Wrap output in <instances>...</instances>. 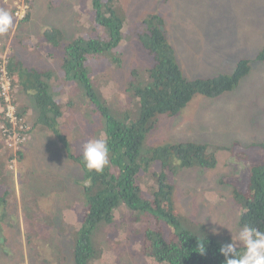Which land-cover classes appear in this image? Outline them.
<instances>
[{
  "label": "trees",
  "instance_id": "1",
  "mask_svg": "<svg viewBox=\"0 0 264 264\" xmlns=\"http://www.w3.org/2000/svg\"><path fill=\"white\" fill-rule=\"evenodd\" d=\"M36 1H24L27 12L22 19L13 13L15 6L10 9L12 24L28 27L26 34L19 38V43L28 41V36L36 30L33 24L35 18L31 17ZM45 1L46 7L59 5V0ZM86 1L104 35L96 37L90 33V36H82L81 33L61 42V30L53 28L55 33L50 35L49 30L38 26L36 41L48 45L51 48L49 52L40 45L32 49V44L25 41L22 43L21 60L9 59L5 63L0 57V88L3 82L6 83L2 66L11 84L7 91L10 99L5 100V93L0 92L4 109L0 113V132L7 136L15 124L18 138L14 150L0 143V149L2 145L6 147L5 153L0 156V206L17 201L14 187H5L8 178L13 184L12 174L7 175L5 170L6 164L13 158L23 170L19 184L22 186L27 182L32 191L30 207L25 197H21L25 204L22 206L25 208L21 209V219L24 220L18 224L19 227L22 224L25 242L29 245L27 259L22 258L23 264H46L45 260L40 261L41 255H46L43 253L45 231L40 227V221H43L41 203L50 178H54L53 174H44L43 170L38 173L41 180L25 172L27 154L18 147L32 140L30 133L34 137L51 138L43 140L42 145L51 151L63 150L78 168L75 189L79 187L81 209L76 212V218L72 216L75 225L74 264H224L225 257L219 249L221 245L232 242V238L222 241L219 234L213 233L207 225L184 215L174 199L178 189L172 185L166 172L168 168L176 170L171 164L174 159H178L182 167L212 168L216 161L215 152L203 143L193 142L167 143L155 147L153 151L145 150L144 139L159 116L175 115L195 95L215 96L236 87L249 72L248 61L239 60L230 73L188 79L177 63L174 48L166 34L171 25L166 7L179 0H155L159 10L144 15L142 19H135L136 39L147 52L151 64L143 68L144 73L137 68L131 70L126 88L127 93H131L124 103H117L109 97L111 93L105 94L109 90V80L103 78L99 65L105 62L104 70L105 66L129 67L124 58L128 54L126 49L118 46L130 24L126 20L130 12L124 7L123 0H80V3L85 4ZM245 1L253 3V0ZM78 20L84 25L81 18ZM30 23L33 29H29ZM75 24L78 25V21ZM45 32L49 34H43ZM56 45L58 48H55ZM54 51V58L59 61L54 70L33 65L32 54L34 57L46 53L53 55ZM10 54L14 56L16 53L12 49ZM94 58H100V64L92 61ZM257 58L264 61V47ZM17 85L24 86L28 95H23V98L26 99L15 96L13 90ZM128 101L139 108L137 118L131 121L118 117L113 110L116 103L123 113ZM8 105L13 108L12 118L5 114ZM101 135L108 142L110 163L97 173L85 167L82 154L83 146ZM28 163L35 164L36 161L29 160ZM57 173L55 180H62ZM247 174L246 190L242 191L236 185L232 190L235 200L243 208L240 224L264 231V162L250 169L248 167ZM60 184L56 182L54 187L59 190ZM70 200L73 201L71 197ZM70 205H67V210L73 215ZM29 208L36 211L30 212ZM70 215L65 217L70 220ZM15 225L10 219L4 226L11 230L16 228ZM104 246L115 252L124 251L127 261L122 262L116 257L117 263L105 261L109 254ZM202 247H205L203 254L200 253Z\"/></svg>",
  "mask_w": 264,
  "mask_h": 264
},
{
  "label": "rangeland",
  "instance_id": "2",
  "mask_svg": "<svg viewBox=\"0 0 264 264\" xmlns=\"http://www.w3.org/2000/svg\"><path fill=\"white\" fill-rule=\"evenodd\" d=\"M24 1L0 0V8L10 11L15 6L17 9H23L26 8ZM46 2L36 1L31 16L35 18L33 24L36 30L33 35L28 36V41L25 40L28 44H32L30 48L37 49L40 45V48L50 51L48 45L36 41L37 27L42 25L61 30L63 33L61 42H66L75 34L81 33L82 36H90V33L96 37L104 35V30L97 27L88 1L82 4L80 0H59L58 6L49 7H46ZM123 3L130 12L129 19L126 18L130 24L125 29V36L118 47L126 49L128 54L124 58L129 67L119 69L105 66L104 70L105 62L100 64V58L92 59L100 64L99 71L103 78L109 80V90L105 94L111 93L109 97L117 103H124L131 93H127L126 89L131 79V70L137 68L143 71L146 65L151 64L143 46L129 39L130 33L137 29L135 19H142L144 15L159 10L155 0H123ZM166 8L170 13L171 21L166 34L174 48L177 63L180 64L185 75L209 77L230 73L238 60H248L249 72L240 79L236 87L215 96L200 93L195 95L191 102L175 115L159 116L155 126L146 133L144 139L145 150L153 151L155 147L167 143L193 142L203 143L215 152L216 161L212 168L182 167L180 161L174 159L171 164L176 170L168 168L166 172L172 185L178 189L174 199L183 214L207 225L213 233L219 234L220 240L228 241L232 235L235 239L237 231L241 228L240 214L243 209L234 198L233 185L245 191L249 177L248 167L250 169L253 165L264 162V62L257 58L258 51L264 46V0H253V3H247L245 0H179L167 5ZM79 18L84 21V25L78 20ZM76 21L78 25L75 24ZM27 28L16 23L12 24L10 31L0 33V57L5 63L10 58L15 61L21 60L22 43L25 41L19 43V38L26 34ZM29 29H33L31 23ZM54 33L50 31V35ZM56 47L58 48V45ZM12 49L16 53L14 56L10 54ZM54 53L55 51L53 55L46 53L35 57L32 54L33 65L54 70L59 64L58 59L54 58ZM27 54L28 52L24 55ZM2 73L6 83L1 84L0 92L5 93V100H8L10 97L7 91L11 84L3 66ZM13 91L19 99H26L23 95H28L23 85H17ZM8 107L12 108L8 105L5 114ZM113 110L118 117L125 118L126 121L136 119L139 114L138 105L132 101L126 102L123 113L116 103ZM2 112L4 109L0 101V113ZM14 127L15 124L7 136L4 132H0V143L13 150L16 149L15 141L18 139ZM30 137L32 138L30 142L18 147L27 154L24 160L25 172L39 180L41 179L38 173L41 170L44 174L54 175V178H50V185L41 203L43 221H40V227L45 231L46 246L43 253L46 255H41L40 261L45 260L46 264H74L72 247L75 225L72 223V216L76 218V212L81 209L79 187L75 189L78 168L63 150L51 151L42 145L43 140L51 139L48 136L40 138L30 133ZM5 151L6 147L2 145L0 156ZM29 160L36 163L30 164ZM43 165L44 167H41ZM20 166L14 158L5 166L6 174L13 176V184L8 178L9 182L5 187H14L17 201H10L7 205L0 206L2 227L0 264H23L22 258L28 257L29 245L25 242L22 224L19 227L18 223L24 220L21 219V209L25 208H22L25 204L21 197H25V202L30 207L32 191L28 188L27 182L22 183V186L19 184L20 172L23 171ZM54 172L61 175L63 181L55 180ZM54 180L55 183L61 182V189L57 190L54 187ZM70 197L73 201H68ZM68 204H71L69 210L73 215L67 210ZM73 208L75 210H72ZM29 211L33 212L36 209L29 208ZM66 214L70 215V220L65 217ZM10 219L16 224V228L7 230L4 225ZM104 247L109 254L105 261L112 260L117 263L116 258L122 262L127 261L124 251L115 252L109 250L108 246ZM127 250L129 252V249Z\"/></svg>",
  "mask_w": 264,
  "mask_h": 264
},
{
  "label": "clouds",
  "instance_id": "3",
  "mask_svg": "<svg viewBox=\"0 0 264 264\" xmlns=\"http://www.w3.org/2000/svg\"><path fill=\"white\" fill-rule=\"evenodd\" d=\"M20 11H22V17H20L19 15V19H22L24 18L27 12V9L15 8L13 13L17 15L16 12H20ZM12 23H13L12 13L7 9L0 8V33L7 32L9 28L11 27ZM42 26H43V30L46 29V30L51 31L53 29L52 27L47 28L44 25ZM129 39L137 41L135 30L132 33H130ZM260 50L258 51V53L260 52ZM258 53H257V56H258ZM148 66L149 65H146L144 68ZM180 69L183 72L181 66H180ZM140 72L144 73L143 71H140ZM185 76L188 79L195 78V77H189L187 75ZM197 77H201V76H197ZM211 77H214V76H209V78ZM201 78H207V77H201ZM6 114L10 118H12L13 113H12L11 107H8ZM82 159H83L85 167L88 170L90 171L94 170L97 173L102 172L105 169V167L108 166V164L110 163L109 146H108L107 139L103 135H101L98 138L89 140L83 146ZM247 184H248V177H247ZM242 212H243V209H242ZM204 251H205V247H202L200 253L203 254ZM219 251L225 257L224 264H264V231H261L255 227H251L249 225H244L243 227L239 228V230L237 231L235 239H233V235H232V242L221 245Z\"/></svg>",
  "mask_w": 264,
  "mask_h": 264
},
{
  "label": "built area",
  "instance_id": "4",
  "mask_svg": "<svg viewBox=\"0 0 264 264\" xmlns=\"http://www.w3.org/2000/svg\"><path fill=\"white\" fill-rule=\"evenodd\" d=\"M16 13H17V15H20V17H22V11L16 12Z\"/></svg>",
  "mask_w": 264,
  "mask_h": 264
},
{
  "label": "water",
  "instance_id": "5",
  "mask_svg": "<svg viewBox=\"0 0 264 264\" xmlns=\"http://www.w3.org/2000/svg\"><path fill=\"white\" fill-rule=\"evenodd\" d=\"M263 155H264V153H263ZM263 157V156H262Z\"/></svg>",
  "mask_w": 264,
  "mask_h": 264
}]
</instances>
